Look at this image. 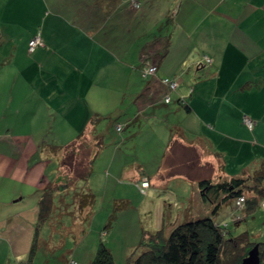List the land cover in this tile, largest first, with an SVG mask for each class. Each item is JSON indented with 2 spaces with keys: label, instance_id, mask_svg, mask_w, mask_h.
I'll list each match as a JSON object with an SVG mask.
<instances>
[{
  "label": "crops",
  "instance_id": "crops-1",
  "mask_svg": "<svg viewBox=\"0 0 264 264\" xmlns=\"http://www.w3.org/2000/svg\"><path fill=\"white\" fill-rule=\"evenodd\" d=\"M1 1L0 264H38L41 250L46 246L47 254L51 249L47 238H43L42 228L30 263L39 200L59 175L60 159L47 147L72 144L82 132L87 137L104 138L101 127L108 124L118 130L117 125L122 123L115 119L123 114L129 116L127 125L147 118V126H158L153 128L151 138H156V134L157 138L159 135L165 138L166 145L160 142V154L163 151L164 154H158L147 164L137 158V150L132 161L128 153L115 149L108 156L106 175L102 173L101 178L106 190L112 181L116 183L125 177L134 181L145 175L151 178L146 197L153 199V205L147 209L153 217L152 231L159 230L164 221L169 232L176 224L212 214L213 205L203 200L195 172L208 171L215 182L232 178L252 180L264 167V115L235 106L223 111L227 100L239 94L243 98L253 92H264V85L257 89L248 85L264 77V0H180L173 16L177 36L184 30L182 12L184 18L203 3L206 16L216 15L228 22L226 30L210 27L209 34H228L229 39L242 34V40L236 44L230 39L228 44L211 48L210 53L205 47L203 56L212 58L206 65L202 64V58L187 61L180 54L172 60L177 40L174 33L169 52L162 57L166 34L157 38L152 36L153 32L138 29L134 34L131 29L114 24L115 15L127 14L118 12L123 0ZM184 32V40L190 42L186 35L194 33L193 30ZM38 34L43 45L30 53L29 41ZM229 52H238L245 60H227ZM144 54L158 65L157 73L148 79H144L140 70ZM187 62L188 74L184 70ZM162 78L176 79L177 90L172 94L166 91ZM245 80L247 84L239 87ZM218 82L224 83L218 97L223 100L218 106L221 109L213 101L218 96ZM165 91L171 96L169 105L160 102ZM245 116L256 118L254 129L245 124ZM166 125L170 128L168 133ZM235 130L256 143L249 141L245 146L246 140L238 136L234 142ZM172 149L171 162L166 165ZM182 164L186 172L182 177L191 183L189 201L180 203L177 192L168 201L167 195L160 192L167 191L165 174ZM71 189H79L78 184ZM61 195L56 197L54 215L59 209L75 208L76 213H72L76 221L78 204L68 203ZM99 198L100 193L96 194V201ZM175 207L179 213H172ZM90 211L81 212L79 217L89 218ZM258 211L264 216L263 206L251 214ZM236 215L238 212L230 219L235 220ZM249 215L245 214L235 224L241 225ZM52 218L45 225L51 222L56 230ZM259 241V249L264 253V233Z\"/></svg>",
  "mask_w": 264,
  "mask_h": 264
},
{
  "label": "rangeland",
  "instance_id": "rangeland-1",
  "mask_svg": "<svg viewBox=\"0 0 264 264\" xmlns=\"http://www.w3.org/2000/svg\"><path fill=\"white\" fill-rule=\"evenodd\" d=\"M135 1L136 4L133 2V0H123L122 9L118 12L127 14L121 17L115 15L112 22L114 24H120L123 29L129 28L133 30L134 34L137 33V29L142 30L143 32H145L144 30L149 31V33L153 32V35L150 34L149 37L155 35L157 38H159L161 36H164L165 34L166 36H168L174 33L173 35L177 37V40L174 44V51L173 55L171 56L172 60H174V58L178 54H180V56H183L187 61L194 58H202V64L206 65V57L210 58V60L212 58L208 55L203 56L205 53L203 49L205 47L209 49L206 50L207 53H210L211 51H213L211 48L220 47V45H222L223 43L228 44V40L230 39L233 40L234 44H236L238 40H242V34L240 33L237 34L234 39L232 38V36L229 39L228 34H226L225 36H214L212 34H209L210 27L217 26L219 28H225L226 30V28L228 27V22L225 18H218L216 15L206 16L203 12L205 10L204 3L199 5L200 7H195L196 13L193 10L192 12L188 13L186 17L182 18L184 16V12H182L180 16V20L183 23L185 31L193 30L194 32L193 28H196L197 30L194 33L186 35L190 39L189 42L184 40V30L181 29V32L183 34H179L177 36V30H175L174 27L175 22L173 16H176L180 0ZM2 5L3 2L1 1L0 7ZM136 12H139V14L135 17ZM144 41L146 40L144 39ZM184 46L190 47L189 49H186L184 48ZM190 48H192L193 50L190 51ZM128 51H130V48L128 49ZM132 54L134 55V51H132ZM248 55L250 56V54ZM236 56H239L240 58ZM226 59H241L242 61L245 60V58L238 52H229L226 55ZM143 64L144 60L142 59L140 70L143 69ZM189 67L190 64L188 63L184 69L186 70V74H188ZM151 77L152 76L150 75L148 78ZM161 84L164 83L161 82ZM217 84H219L220 88L218 89L217 98L215 97L213 101H217L218 107L223 101L222 99H218V97L221 94V91H223L222 86L224 83L218 82ZM245 84H247V80L238 85L239 87H243L245 86ZM248 85H250L251 88L257 89V86L264 85V77H259L258 80H254V82L248 83ZM164 86L167 87L166 91L170 92L171 94L175 91H170V88L165 84ZM166 91L164 93V96L162 95V99L160 102L163 101L164 103H166ZM241 96L242 94H239L236 98L227 100V104L224 106L223 111H225L226 108L235 106L237 108L240 107L243 110L247 109L249 111H260L259 114L261 116L264 115V92L261 94L253 92L250 95H245L243 98H241ZM166 104L169 105V103ZM218 108L217 110H219ZM131 113L133 114V112ZM128 119V114H123V116L115 119L116 122L120 121L122 123L120 124L122 126V130H115V128H113L112 126H108V124H104L103 127H101V130L104 131V147L101 149L97 158L95 159L93 165V173L91 175L92 177L90 176L91 178H89L86 182H79V189H71L66 193H61V196L71 204L77 203V192L80 193L89 190L95 195L100 193L101 198H99L98 201H95V203L90 208V217L86 218L84 216L85 218L81 217L83 219L81 220V218L79 217V215H81V212L78 210V217L75 221L73 217L74 213H76L75 208H73L71 211H65V209L64 211H62L59 209L52 218V223L55 224L54 226H56V230L51 227V222L48 223L47 226L44 225L42 227L43 238H47L51 249L47 254L46 246L41 250L37 257L39 261L38 264H47L46 261L49 262V264H69L71 260L76 261L77 264H91L102 241H105L107 246L112 250L116 264H128L129 259L136 258L140 255V253H142L143 247H141L140 244L143 238V234L145 231L153 230V217L150 213H148L147 210L153 205V199H148L146 197L147 194H143L141 192L138 185L139 181H134L132 179H128L127 177L116 180V183L112 181L109 185V189L106 190L104 186V179L101 178V174L103 173L104 176L106 175L105 164L108 160V156H111L112 152L115 149H118L124 153H128L132 161L134 160V152L137 150L139 154L137 158L148 164L153 159H155L158 154H160V142H162L163 144L167 142L162 135H159V138H157L158 134H156V138H153L154 136H152L151 138V133L154 130L153 128H156L158 126L154 125L153 128L152 125L147 126V118L139 119V121H135L127 125L126 121H129ZM252 119L255 122L257 121L254 117H252ZM165 130L166 133H168V131L170 132V128L168 127V125L165 126ZM103 131H101L100 133L102 134ZM234 135V142H237L238 136L241 140L243 138L246 140V143L243 144L245 146L249 145V141L251 143H256L254 139L253 141H251L247 137H242L241 131L235 130ZM88 140L90 141L92 140V138L88 137L86 139V142ZM172 152L173 149L168 154L166 165L170 164L171 162ZM78 154L77 166H82L81 168L87 166L86 164H88L91 150L88 149L87 146L81 145V148L78 150ZM163 154L164 151L160 155L163 156ZM253 154L256 155L255 150ZM77 166L66 164L65 166H63V171L67 173L72 171L73 174L74 169H76ZM163 166L165 167V162ZM179 166H181V168L178 167L174 171L167 173L168 175L165 174L166 176H168L167 185H164L167 191L160 192L163 193V196L165 194L167 195L168 201H170L169 198H172V195H175L177 192L179 198L176 199H178V201L181 203L182 201L184 202L185 199L186 201H189L188 197H190L191 195L189 190L191 189V183H189V181L185 180L184 177H182V174L186 173L184 172L185 165L182 164ZM195 173L197 177L195 178L197 184L199 183L197 179L202 180L211 177L208 171ZM217 177L219 178V175ZM246 184L247 186H253V179L247 180ZM250 194L251 193H248V195ZM178 211L179 209L175 207L172 213L176 214ZM234 212H239V210H237L236 208L235 203L228 202L223 205V208L215 217L220 223H222V225L229 223V229L233 231L234 235H240L247 231L249 232L252 241H256V243L260 242L259 236L264 233V216L262 212L258 211V213H254L256 216L254 214L247 216L246 220H243L241 225H236L235 222L230 219ZM237 219L240 220V217ZM262 247L264 251V244Z\"/></svg>",
  "mask_w": 264,
  "mask_h": 264
},
{
  "label": "trees",
  "instance_id": "trees-1",
  "mask_svg": "<svg viewBox=\"0 0 264 264\" xmlns=\"http://www.w3.org/2000/svg\"><path fill=\"white\" fill-rule=\"evenodd\" d=\"M172 36L170 34L165 38L163 48L160 52L162 57L169 52ZM144 57L143 69L146 65L152 63L148 60L146 54H144ZM155 65L158 67L157 64ZM143 69L142 76L147 79L150 75L145 76ZM168 79L176 80L172 78ZM170 91L173 90L170 89ZM87 138L85 133L82 132L72 144L47 147L51 153L57 155L60 159L59 175L43 191L39 200L36 236L29 260L30 263L32 262L35 247L38 242V235L42 227L54 216L57 195L68 191L81 181H88L93 173L95 159L104 147V143L102 137L96 136L86 142ZM81 145L87 146L91 150L88 164L83 168H81L82 166H77L78 150L81 148ZM42 149L45 150L46 148L44 147ZM66 164L77 166L73 174L72 171L68 173L63 171V166ZM148 179L151 181L150 177ZM247 180L246 178L224 179L218 182H215L211 178L200 180L198 186L201 196L204 201L213 205L212 214L176 224L169 232L167 231L168 227L165 225V221L159 230L145 231L140 244L143 247L142 253L136 258L129 259L128 264H242L250 250L255 245L260 244L252 241L248 232L234 235L229 229V223H226L227 226L225 224L222 225L217 223L214 218L223 205L228 202H234L236 205V201L241 197L245 198V202L240 209L236 206L240 213L238 212V215L234 217L236 219L232 220L235 223L239 221L237 218L240 217L241 220L245 214L249 215L259 206L262 207L264 202V167L260 168L255 174L253 186H247ZM248 193L251 194L248 195ZM95 201L96 195L89 190L76 193V204H78L80 212H85V210L90 209ZM260 257L261 263L264 264V253L262 251H260ZM91 264H116L113 252L105 241L101 242Z\"/></svg>",
  "mask_w": 264,
  "mask_h": 264
},
{
  "label": "built area",
  "instance_id": "built-area-1",
  "mask_svg": "<svg viewBox=\"0 0 264 264\" xmlns=\"http://www.w3.org/2000/svg\"><path fill=\"white\" fill-rule=\"evenodd\" d=\"M133 2L136 4V1L133 0ZM43 45V40L41 36L38 34L34 36L30 42H29V51L34 52L38 46ZM207 62H211L210 58L206 57ZM158 71V67L155 64H148L145 66L143 69L144 75L149 76V75H155ZM162 82L167 85L170 89L175 90L179 86V82L177 80H170V79H163ZM171 101V97L169 94H166L165 96V102L169 103ZM245 124L248 126L249 129H254L256 122L250 117V116H245ZM118 130H122V126L118 125L117 126ZM138 185L140 187V190L143 194H146L148 189L151 187V181L148 179L146 176H142L138 182ZM245 202V198L241 197L236 201V206L240 209L243 207ZM263 210H264V202H263ZM226 225V224H225ZM227 226V225H226ZM69 264H77L76 261L71 260Z\"/></svg>",
  "mask_w": 264,
  "mask_h": 264
},
{
  "label": "water",
  "instance_id": "water-1",
  "mask_svg": "<svg viewBox=\"0 0 264 264\" xmlns=\"http://www.w3.org/2000/svg\"><path fill=\"white\" fill-rule=\"evenodd\" d=\"M242 264H262L260 257L259 245H255L252 248L246 258H244Z\"/></svg>",
  "mask_w": 264,
  "mask_h": 264
}]
</instances>
